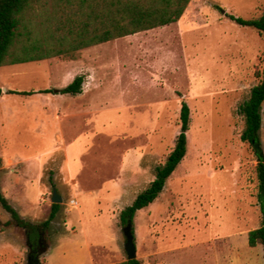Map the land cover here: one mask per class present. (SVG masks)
<instances>
[{
  "label": "rangeland",
  "instance_id": "obj_1",
  "mask_svg": "<svg viewBox=\"0 0 264 264\" xmlns=\"http://www.w3.org/2000/svg\"><path fill=\"white\" fill-rule=\"evenodd\" d=\"M263 8L264 0H191L177 22L91 46L77 59L0 67L4 195L23 218L41 222L57 184L65 189V177L77 181L73 191L65 189L61 210L45 232L41 264L128 259L120 209L149 185L174 148L183 101L190 107L187 152L159 197L136 214L137 258L145 264H264L263 246L248 243L249 231L264 222L257 199L259 156L241 139L245 119L239 113L260 81L264 33L227 15L253 19ZM79 74L85 81L75 96L9 93L61 88ZM71 106L83 115L67 120L62 132V107ZM262 116L264 155V105ZM66 144L75 151L64 161ZM129 154L142 159L123 169L145 170L113 208L110 177L123 170ZM28 260L21 232L0 206V264Z\"/></svg>",
  "mask_w": 264,
  "mask_h": 264
},
{
  "label": "trees",
  "instance_id": "obj_2",
  "mask_svg": "<svg viewBox=\"0 0 264 264\" xmlns=\"http://www.w3.org/2000/svg\"><path fill=\"white\" fill-rule=\"evenodd\" d=\"M191 0H0V67L63 57L77 59L86 48L142 31L177 22L184 15ZM217 8H221L215 4ZM242 26L254 27L264 33V8L253 19L227 14ZM260 81L253 86L249 97L239 105V113L245 119L241 134L258 151L257 199L264 214V155L260 148L262 109L264 105V68L258 72ZM85 76L79 74L66 86L39 90H9L19 95L68 94L83 92ZM3 94L0 88V96ZM181 130L166 161L155 168L154 179L139 192L131 204L119 215L121 225H134L139 210L153 203L164 190L166 181L187 152V131L190 124V107L182 102ZM261 153V154H260ZM0 156V166L2 164ZM53 184V183H52ZM0 206L26 229L28 244L40 245L43 234L57 217L62 204L52 203L47 219L33 222L23 218L11 204L0 187ZM248 243H258L264 251V222L248 233ZM121 264H145L138 258L127 259Z\"/></svg>",
  "mask_w": 264,
  "mask_h": 264
},
{
  "label": "crops",
  "instance_id": "obj_3",
  "mask_svg": "<svg viewBox=\"0 0 264 264\" xmlns=\"http://www.w3.org/2000/svg\"><path fill=\"white\" fill-rule=\"evenodd\" d=\"M72 96V95H71ZM64 104H66L65 100H62ZM72 107V106H71ZM62 107V113L60 114V121H62V132L64 131V123L67 120H73L75 118H78V116H82L83 112L82 110H80V108H76V107ZM44 120V119H42ZM63 134V133H62ZM62 154H63V160L67 161L68 156L71 152H74L75 149H71L70 145L66 144V145H62L61 148ZM134 158L136 159V157H134L133 155L129 154V156L126 158L127 161L123 162L122 164V169L125 168L127 169V166L130 164L131 160H134ZM142 159L141 156L138 157V162H140ZM135 171H127L125 169H123L122 171H119V173L112 175L110 178H112V182L110 184V187L108 188V192H110V195H112V207L115 208L116 204H118V202H120V199L123 195V192L125 190L126 187H130L133 183H135L136 181V176L138 174H140L141 172H143L145 170L144 165L142 166H135L134 167ZM139 169V170H138ZM71 175V174H70ZM66 181H67V188H65L67 191L69 190H74L75 189V185L77 183L76 179H74L73 177L71 178H67L65 177ZM154 179V176L152 177L151 180ZM58 188H57V192L59 193V195L63 198L64 200V194H65V189L62 186V183H58L57 184ZM75 199V198H72ZM78 201V200H77ZM79 203V202H78ZM62 204V203H61ZM77 206V205H76ZM123 208L120 209V211ZM112 224V223H111ZM113 226V224H112Z\"/></svg>",
  "mask_w": 264,
  "mask_h": 264
},
{
  "label": "water",
  "instance_id": "obj_4",
  "mask_svg": "<svg viewBox=\"0 0 264 264\" xmlns=\"http://www.w3.org/2000/svg\"><path fill=\"white\" fill-rule=\"evenodd\" d=\"M6 91V89H5ZM63 202V198L59 195L57 192V189H53V195H52V203H59L61 204ZM10 215V214H9ZM10 220L14 224V230L15 232H21L23 236V242L28 246V238L26 229L18 222H16L10 215ZM124 236H125V250L127 252L128 259H134L137 258V246L135 242V233L133 229V224L131 222H128L125 224L122 228ZM40 261H38L39 263Z\"/></svg>",
  "mask_w": 264,
  "mask_h": 264
},
{
  "label": "flooded vegetation",
  "instance_id": "obj_5",
  "mask_svg": "<svg viewBox=\"0 0 264 264\" xmlns=\"http://www.w3.org/2000/svg\"><path fill=\"white\" fill-rule=\"evenodd\" d=\"M44 240H45V234H43L41 241H40V245H38L37 247H34V246L28 244V246H27L28 247V259H29L28 264H41L40 262L38 263V261H40L38 249L43 244Z\"/></svg>",
  "mask_w": 264,
  "mask_h": 264
},
{
  "label": "built area",
  "instance_id": "obj_6",
  "mask_svg": "<svg viewBox=\"0 0 264 264\" xmlns=\"http://www.w3.org/2000/svg\"><path fill=\"white\" fill-rule=\"evenodd\" d=\"M70 204L73 206H76V205H78V201L76 199H71Z\"/></svg>",
  "mask_w": 264,
  "mask_h": 264
}]
</instances>
